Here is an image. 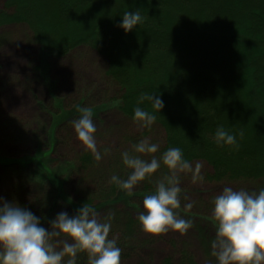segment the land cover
<instances>
[{
	"label": "trees",
	"instance_id": "16d2710c",
	"mask_svg": "<svg viewBox=\"0 0 264 264\" xmlns=\"http://www.w3.org/2000/svg\"><path fill=\"white\" fill-rule=\"evenodd\" d=\"M6 7L13 14L1 12L0 26L27 25L44 52L59 56L87 46L105 58L120 112L133 120L139 106L155 115L164 133L161 154L179 147L186 163L210 167L211 182L264 180V0H9ZM136 9L143 20L125 33L123 13ZM152 93L164 101L160 112L140 101ZM218 127L234 135L235 145L214 141ZM44 171L49 191L36 206L40 219L64 203L76 213L99 201L92 207L109 211L111 228L131 239L134 221L113 209L101 178L88 200L71 203L65 194L58 201L60 180ZM52 191L57 198L46 211ZM175 264L196 263L182 252Z\"/></svg>",
	"mask_w": 264,
	"mask_h": 264
},
{
	"label": "rangeland",
	"instance_id": "374dc122",
	"mask_svg": "<svg viewBox=\"0 0 264 264\" xmlns=\"http://www.w3.org/2000/svg\"><path fill=\"white\" fill-rule=\"evenodd\" d=\"M8 1L0 0V13L12 15L13 11L6 7ZM43 50L27 25L0 26V159L14 163L0 162V202L15 203L36 215L42 210L36 207L39 200L49 191L42 182L47 176L44 170L60 180L58 201L65 194L71 203L88 200L99 177L107 192L113 193V209L134 221L129 241L121 239V229L110 228L108 239L115 240L121 249L119 264H162L167 259L175 264L182 252L190 254L196 264H216L210 243L217 225L213 216L214 198L226 186L258 191L264 188V180L211 182L207 180L211 169L205 162L187 163L189 169L176 171L181 205L175 211L190 219L192 226L183 234L173 230L159 234L143 232L137 220L143 197L153 192L172 170L161 163L155 173L134 186L132 196L111 183L110 177L114 174L127 177L131 169L122 163L121 154L133 152V145L141 140L158 144V151L136 155L145 160L159 159L164 147L162 129L154 123L142 126V122L120 112V92L106 75L107 61L91 48L79 46L59 56ZM79 107L93 109L96 125L93 135L102 154L100 160L94 158L74 132L71 122L79 117ZM89 158L87 162L85 159ZM54 198H57L55 191L46 195V211L52 207ZM187 203L192 207L185 208ZM98 204L99 201H94L91 206ZM61 205L65 206L40 219L42 226L50 229L49 222L61 211L70 216L75 214L68 204ZM95 210L98 220L108 219L109 211ZM199 229L203 230V240ZM65 239L56 236L51 242L59 250ZM69 258L65 256L63 264ZM75 264H88L87 253L78 252Z\"/></svg>",
	"mask_w": 264,
	"mask_h": 264
},
{
	"label": "clouds",
	"instance_id": "9594fccd",
	"mask_svg": "<svg viewBox=\"0 0 264 264\" xmlns=\"http://www.w3.org/2000/svg\"><path fill=\"white\" fill-rule=\"evenodd\" d=\"M138 9L126 11L119 28L125 33L142 22ZM140 101L150 102L159 112L164 107L163 99L155 93L145 94ZM77 119L71 123L78 140L90 150L96 160L102 158L98 151L94 133L93 109L79 107ZM155 115L141 108L133 110V120L142 126H151ZM220 144L235 145L234 135L218 127L213 135ZM158 144L141 140L133 145V152L121 154L122 163L131 169L126 178L112 175L110 182L116 184L126 195L132 196L134 186L157 171L161 163L171 174L156 184L155 190L143 197L142 211L137 220L141 230L148 234H159L169 230L181 234L192 226L190 219L176 213L181 205L179 176L177 170L189 169L179 147H169L159 159H142L138 154L158 151ZM109 149H105L107 152ZM199 167V165H197ZM202 179V178H201ZM191 208V203L184 205ZM213 216L217 221L214 239L210 242L216 264H261L264 261V188L258 191L234 190L224 187L213 200ZM50 229L40 223V217L15 203L0 202V264H75L78 252L87 253L88 264H119L121 249L116 241L108 239L111 228L109 220L97 219L95 208L83 204L74 215L65 211L57 213L50 222ZM63 236V247L56 250L53 237Z\"/></svg>",
	"mask_w": 264,
	"mask_h": 264
}]
</instances>
